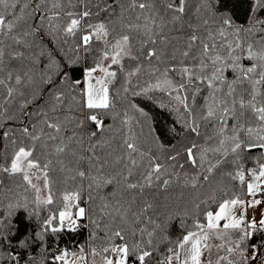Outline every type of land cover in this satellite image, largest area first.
<instances>
[{
	"label": "snow or ice",
	"instance_id": "snow-or-ice-1",
	"mask_svg": "<svg viewBox=\"0 0 264 264\" xmlns=\"http://www.w3.org/2000/svg\"><path fill=\"white\" fill-rule=\"evenodd\" d=\"M0 264H264V0H0Z\"/></svg>",
	"mask_w": 264,
	"mask_h": 264
},
{
	"label": "trees",
	"instance_id": "trees-1",
	"mask_svg": "<svg viewBox=\"0 0 264 264\" xmlns=\"http://www.w3.org/2000/svg\"><path fill=\"white\" fill-rule=\"evenodd\" d=\"M67 239V238H66Z\"/></svg>",
	"mask_w": 264,
	"mask_h": 264
}]
</instances>
